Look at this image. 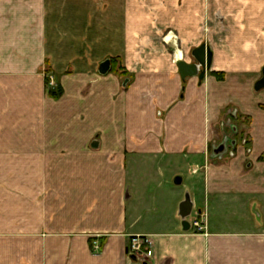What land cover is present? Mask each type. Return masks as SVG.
Instances as JSON below:
<instances>
[{
	"label": "crops",
	"instance_id": "1",
	"mask_svg": "<svg viewBox=\"0 0 264 264\" xmlns=\"http://www.w3.org/2000/svg\"><path fill=\"white\" fill-rule=\"evenodd\" d=\"M200 1L0 0V264H264V9L182 80L149 29L195 33Z\"/></svg>",
	"mask_w": 264,
	"mask_h": 264
},
{
	"label": "rangeland",
	"instance_id": "2",
	"mask_svg": "<svg viewBox=\"0 0 264 264\" xmlns=\"http://www.w3.org/2000/svg\"><path fill=\"white\" fill-rule=\"evenodd\" d=\"M188 1L189 0H182V4L184 2L187 5ZM159 2H161V0H159ZM217 2V8L214 12H212L214 5L212 0L200 1V7L202 10L204 9L205 12L200 14V22L195 30V33L187 32L184 39L177 36L178 31L177 29H174L172 25L169 24V26L164 28L159 24L158 20L153 19V27L152 29H149V32L151 31L153 35V41L156 45L159 43L162 45L163 49H166L168 47L163 39L168 35L173 36L175 38L176 48L182 52L185 60H189L190 62H194L190 55L191 50L202 44H205L208 48L211 47L217 54H224V52H228L233 60L239 58L234 50V45L232 44V40L234 41L238 36L236 35L237 32H239L237 31V28H241V20H243L246 16H244V14H248L253 9H256V7L258 11H262V9H264V0H217ZM160 4L161 3H158V5ZM222 8H224V10ZM150 9L156 11L155 8ZM249 15L250 14H248V17ZM256 15L257 14H255L254 17ZM259 16H261L260 13ZM227 17H231V20ZM254 21H258L262 24L264 22V15ZM259 26L261 25L259 24ZM173 50L175 49L173 48ZM256 57L257 56L253 55V58H250L251 60H256ZM262 64L264 65V62ZM47 80L48 87L54 88V79L52 77H47Z\"/></svg>",
	"mask_w": 264,
	"mask_h": 264
},
{
	"label": "water",
	"instance_id": "3",
	"mask_svg": "<svg viewBox=\"0 0 264 264\" xmlns=\"http://www.w3.org/2000/svg\"><path fill=\"white\" fill-rule=\"evenodd\" d=\"M191 57L194 61L192 64H187L185 62H179L177 64L179 76L182 80L189 78H198V80H203L206 73L211 68L212 62V53L210 49L205 45H201L200 47L194 49L191 52ZM110 62L105 61L99 67V73L101 75H106L110 71ZM126 82L124 83V86ZM255 91H259L264 89V67L262 69V77L254 86ZM225 145H221L217 152L223 150ZM192 210V205L188 196L185 197L184 201L179 206V216L182 219V227L185 231L189 229V224L186 221V218L189 217ZM127 253V252H126ZM134 257H131V259Z\"/></svg>",
	"mask_w": 264,
	"mask_h": 264
},
{
	"label": "built area",
	"instance_id": "4",
	"mask_svg": "<svg viewBox=\"0 0 264 264\" xmlns=\"http://www.w3.org/2000/svg\"><path fill=\"white\" fill-rule=\"evenodd\" d=\"M52 85V82H51ZM192 228L196 231V233H201L202 223L195 220L192 222ZM127 255L135 258H140L145 256L147 258L151 257V243L145 237H133L130 239L128 246H127Z\"/></svg>",
	"mask_w": 264,
	"mask_h": 264
},
{
	"label": "trees",
	"instance_id": "5",
	"mask_svg": "<svg viewBox=\"0 0 264 264\" xmlns=\"http://www.w3.org/2000/svg\"><path fill=\"white\" fill-rule=\"evenodd\" d=\"M60 94V91L59 90H56L55 92H50L49 95L52 96V97H58Z\"/></svg>",
	"mask_w": 264,
	"mask_h": 264
},
{
	"label": "bare ground",
	"instance_id": "6",
	"mask_svg": "<svg viewBox=\"0 0 264 264\" xmlns=\"http://www.w3.org/2000/svg\"><path fill=\"white\" fill-rule=\"evenodd\" d=\"M168 37H169V35H168ZM172 46H173V44H172Z\"/></svg>",
	"mask_w": 264,
	"mask_h": 264
}]
</instances>
